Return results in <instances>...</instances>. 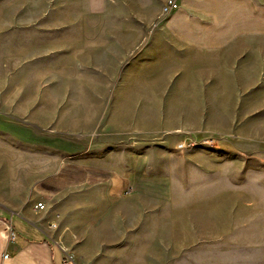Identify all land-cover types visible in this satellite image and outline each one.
I'll use <instances>...</instances> for the list:
<instances>
[{
    "label": "rangeland",
    "instance_id": "1",
    "mask_svg": "<svg viewBox=\"0 0 264 264\" xmlns=\"http://www.w3.org/2000/svg\"><path fill=\"white\" fill-rule=\"evenodd\" d=\"M138 2L0 0V175L132 174L40 200L74 264H264V35L199 49L264 31V0L189 5L214 26Z\"/></svg>",
    "mask_w": 264,
    "mask_h": 264
},
{
    "label": "crops",
    "instance_id": "2",
    "mask_svg": "<svg viewBox=\"0 0 264 264\" xmlns=\"http://www.w3.org/2000/svg\"><path fill=\"white\" fill-rule=\"evenodd\" d=\"M107 1L109 0H90V3L94 5V7L92 6L93 9H99V12H102L103 6ZM222 1L226 2V0H177V7L172 11L170 17L174 14H181L191 18L190 15L193 14L195 16L191 19L214 26L215 20L212 14L214 7L211 6L210 11H204L190 8L189 5H211ZM229 1L235 3L236 9L239 6L241 7L244 2V0ZM248 1L251 3L250 5L253 4L251 0ZM149 2L162 5V8L166 1L139 0L138 4L143 5V7L136 8L134 6L130 10L142 11ZM252 6L254 7V5ZM159 8L160 6L157 8L158 11L160 10ZM140 18L143 17L141 16ZM241 26L242 22H240L238 27ZM222 28L223 26L221 25L220 31ZM166 29L174 41L177 42V45L185 48H198L174 35L167 26ZM223 31V35L227 36L228 34L229 36L223 42L212 47H199V49L217 51L240 38L264 35V31L258 30H238L234 33H226L227 29L225 28ZM0 143L4 144V141H0ZM7 147L15 148L13 143H8ZM12 165L14 166V164ZM3 167H0V172L4 171ZM133 179L130 173L86 162L75 165L62 163L54 173L51 170V165H48L47 172L45 168H43V171L40 169L37 175L35 174L32 178L23 182L20 177L0 175V264H64L67 254L52 241L49 233L52 229L50 227L47 228V225L54 221L50 219L40 221L41 219H37L35 205L42 201L48 202L50 198L57 196L64 190L70 189V187H103L107 190L110 197H118L130 187ZM41 199L43 200L40 201ZM11 233L13 238L10 237ZM5 255L6 259L4 258Z\"/></svg>",
    "mask_w": 264,
    "mask_h": 264
},
{
    "label": "built area",
    "instance_id": "3",
    "mask_svg": "<svg viewBox=\"0 0 264 264\" xmlns=\"http://www.w3.org/2000/svg\"><path fill=\"white\" fill-rule=\"evenodd\" d=\"M177 7V3L174 0H168L165 4V6L162 8L163 9V13L164 14H170L175 8ZM45 205L43 203H37L35 205V209L37 210H44ZM51 229H53L54 227H56L53 223L49 226ZM11 238H13V234L11 233ZM4 258L6 259V255L4 256ZM64 264H74L73 259L67 255V257L65 258V262Z\"/></svg>",
    "mask_w": 264,
    "mask_h": 264
}]
</instances>
